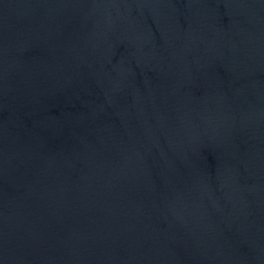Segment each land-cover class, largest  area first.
I'll return each instance as SVG.
<instances>
[{
  "label": "water",
  "instance_id": "1",
  "mask_svg": "<svg viewBox=\"0 0 264 264\" xmlns=\"http://www.w3.org/2000/svg\"><path fill=\"white\" fill-rule=\"evenodd\" d=\"M0 264H264V0H0Z\"/></svg>",
  "mask_w": 264,
  "mask_h": 264
}]
</instances>
